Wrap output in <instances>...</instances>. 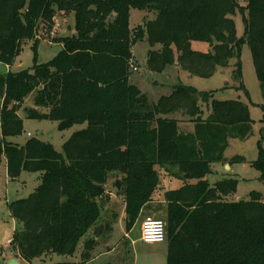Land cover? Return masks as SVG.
Listing matches in <instances>:
<instances>
[{"label":"trees","instance_id":"1","mask_svg":"<svg viewBox=\"0 0 264 264\" xmlns=\"http://www.w3.org/2000/svg\"><path fill=\"white\" fill-rule=\"evenodd\" d=\"M237 4L236 0H0V62L5 66L22 43L33 41L35 46L40 26L49 30L55 11L71 12L74 18V32L57 37L60 50L55 56L30 68L0 73V162L4 157L10 179L23 170L39 173L35 189L9 203L10 215L20 224L12 235L15 257L31 261L49 252L71 256L91 230L92 238L81 246V260L89 261L95 238L110 229L98 220L105 185L115 174L126 226L143 208L163 210L165 264H264L260 193L230 199L236 178L213 184L206 178L210 165L223 160L228 139L245 138L251 132L247 104L239 98L219 100L211 92L181 83L150 102L130 82L131 47L145 34L149 71L161 72L175 64L207 77L235 58L233 75L244 89L239 50L246 42L264 97V0H245L241 38L232 18ZM131 8L156 13L135 35L129 27ZM192 40L207 42L210 50H193ZM32 92L34 107L24 109L26 117L55 120L59 129L86 123L64 141L61 151L37 137H28L23 144L6 139L23 130L13 103ZM202 103L210 108L206 116ZM252 164L264 180V146H258ZM172 167L179 172L171 173L172 179L181 184L160 193L159 172ZM155 195L164 205L151 204Z\"/></svg>","mask_w":264,"mask_h":264},{"label":"rangeland","instance_id":"2","mask_svg":"<svg viewBox=\"0 0 264 264\" xmlns=\"http://www.w3.org/2000/svg\"><path fill=\"white\" fill-rule=\"evenodd\" d=\"M237 9L232 16L235 24V34L241 38L244 34L243 15L245 0H236ZM156 13L148 9H130L129 27L135 34L139 27L155 17ZM74 18L71 12L55 11L53 25L48 30L40 26L37 32V43L33 41L24 42L21 50L12 60L9 66L0 62V73L8 70L18 71L30 68L34 63H42L55 56L60 50L56 43L57 37L68 35L74 32ZM51 32H54L52 35ZM191 48L196 51L207 52L210 46L201 40H192ZM149 45L146 42V35L138 38L131 47L132 63H130V82L136 84L145 93L150 102H156L162 95L170 92L171 87L176 83L192 86L199 91L211 92L212 96L219 100L236 99L247 104L249 115L252 119L251 132L245 138L230 137L223 153V160L210 165L206 178L213 184L226 177L237 179L236 191L230 195L234 200L246 199L251 191L259 192L264 200V180L261 173L252 161L258 156V146H264V97L259 81L256 76L252 54L248 43L240 46L241 81L244 89L240 88L239 81L234 77L235 58L230 59L226 67H217L214 73L204 77L188 73L178 65H170L161 72H152L146 69L145 61ZM136 66L137 69H132ZM34 92L28 94L22 102L16 104V112L23 120V130L16 137H7V140L23 144L28 137H37L49 142L53 147L61 151L62 144L69 136L86 126V123L74 124L65 129H59L57 121L51 119H33L26 117L25 108L34 107ZM203 116L209 111V105L201 104ZM40 109V108H39ZM41 110V109H40ZM186 118V117H184ZM185 127V125H182ZM187 127L191 128L188 123ZM1 136V133H0ZM236 158H243L238 162ZM225 161V164L223 162ZM171 173H178L176 167L169 168L168 172L161 170L160 186L163 190L174 188L181 183L172 179ZM39 173L22 171L16 179H10L6 173V164L2 159L0 162V264H6L9 257L14 256L15 251L12 245V235L20 227L9 213V203L16 199L27 197L38 185ZM172 179V180H171ZM115 184H118L117 186ZM120 186L117 175L110 174L105 185V192L102 199V213L98 220L101 224H107L106 229L100 236L96 237V245L91 250V260H81V246L86 239L92 238L91 230L88 231L78 242L74 253L71 256L59 252H49L39 258L26 261L18 259L19 264H102L112 262L114 264H165L167 241L158 243H146L140 240V223L145 217L162 219L165 223L163 212L143 208L129 226H126V215L124 212V201L122 196L117 194L116 189ZM160 195V194H159ZM162 197L155 195L152 205H163ZM122 214V217L120 216Z\"/></svg>","mask_w":264,"mask_h":264},{"label":"built area","instance_id":"3","mask_svg":"<svg viewBox=\"0 0 264 264\" xmlns=\"http://www.w3.org/2000/svg\"><path fill=\"white\" fill-rule=\"evenodd\" d=\"M53 35L54 32H51ZM133 60H131L132 63ZM134 70L137 69L133 66ZM140 240L146 243L163 242L166 239L165 223L162 219L145 217L140 223Z\"/></svg>","mask_w":264,"mask_h":264},{"label":"water","instance_id":"4","mask_svg":"<svg viewBox=\"0 0 264 264\" xmlns=\"http://www.w3.org/2000/svg\"><path fill=\"white\" fill-rule=\"evenodd\" d=\"M6 264H19V261H18L17 257L11 256L7 259Z\"/></svg>","mask_w":264,"mask_h":264},{"label":"crops","instance_id":"5","mask_svg":"<svg viewBox=\"0 0 264 264\" xmlns=\"http://www.w3.org/2000/svg\"><path fill=\"white\" fill-rule=\"evenodd\" d=\"M2 159L5 161L4 157H2ZM5 164H6V163H5ZM223 164H225V161L223 162ZM229 198H230V197H229ZM230 199H232V198H230ZM162 203H164V201H162ZM163 205H164V204H163ZM162 209H163V208H161V210H162ZM162 212H163V210H162ZM122 214H123V213H121V215H120L121 217H122ZM19 258H20V257H17V259H19ZM91 259H92V258H91ZM91 259H90V260H91Z\"/></svg>","mask_w":264,"mask_h":264}]
</instances>
